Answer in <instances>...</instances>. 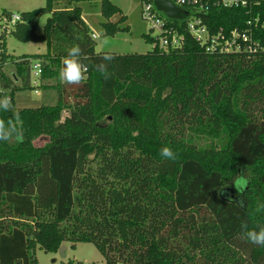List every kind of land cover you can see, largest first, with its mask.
I'll return each mask as SVG.
<instances>
[{
    "label": "trees",
    "instance_id": "1",
    "mask_svg": "<svg viewBox=\"0 0 264 264\" xmlns=\"http://www.w3.org/2000/svg\"><path fill=\"white\" fill-rule=\"evenodd\" d=\"M58 1L20 14L10 32L19 42L44 43V54L9 55L0 35V90L12 103L0 118L18 112L24 132L22 142H0V264H38L36 247L56 254L80 243L92 244L105 264H264V247L241 228L264 226V211L255 210L264 203V53L210 55L185 35L180 48L110 53L108 63L82 9H55ZM68 1L101 3L103 37L127 30L109 0ZM257 1L252 16L264 22V0ZM202 16L213 31L249 18L222 8ZM73 45L88 56L83 85L58 79ZM102 62L107 79L96 70ZM37 88L54 91L56 103L15 108L17 92ZM41 137L48 142L35 147ZM164 147L178 158L161 157ZM239 177L248 182L242 192Z\"/></svg>",
    "mask_w": 264,
    "mask_h": 264
},
{
    "label": "rangeland",
    "instance_id": "2",
    "mask_svg": "<svg viewBox=\"0 0 264 264\" xmlns=\"http://www.w3.org/2000/svg\"><path fill=\"white\" fill-rule=\"evenodd\" d=\"M113 5L122 11V15L126 18L124 22L119 24V28H126L127 30L119 31L113 37H103V31L100 27V22L103 21L101 17V3L82 2L75 4L68 0H60L55 4V9H63L70 7H80L82 9L83 21L88 25L94 35V42L96 43L95 51L97 53H114L117 55L129 54H145L151 51V44L146 43L143 35H148L154 38L157 35L156 31L150 30V24L144 22L141 18L142 2L138 0H109ZM46 0H0V35L4 33L7 46V53L14 57H21L23 55H40L46 52L44 43L36 42H19L10 32L13 30L14 22L12 19L6 18L4 13L13 16H20L25 12H30L35 9L43 8ZM48 16H41L36 34L40 35L46 23ZM118 16L111 19L112 22L117 20ZM107 41V43H105ZM6 74L12 76L15 70L8 65L5 68ZM37 80H34L35 83ZM17 85L19 82H16ZM15 108H37L40 106H51L56 103V94L50 90H40L37 92L32 90L19 91L14 96ZM108 121L103 122V125ZM48 142V138L41 137L33 142L35 147H42ZM11 145L16 144L15 140L8 142ZM64 256L61 254H47L35 248L34 257L38 264H67L72 262L74 264H105L103 257L96 250L92 244H65Z\"/></svg>",
    "mask_w": 264,
    "mask_h": 264
},
{
    "label": "built area",
    "instance_id": "3",
    "mask_svg": "<svg viewBox=\"0 0 264 264\" xmlns=\"http://www.w3.org/2000/svg\"><path fill=\"white\" fill-rule=\"evenodd\" d=\"M183 11L181 20L169 19L157 11L153 1L142 3L141 18L150 24V30L156 31L154 37L156 46L163 51L182 47L185 35L204 48L210 55H242L255 57L264 53V22L259 17L252 16L253 10L259 5L257 0H170ZM242 9L249 17L239 27L227 29L219 27L211 30L202 15L213 9ZM19 21L18 16L12 17V22ZM14 22V23H15ZM32 76L39 77L41 66L38 61H32ZM35 86L36 83L33 81Z\"/></svg>",
    "mask_w": 264,
    "mask_h": 264
},
{
    "label": "clouds",
    "instance_id": "4",
    "mask_svg": "<svg viewBox=\"0 0 264 264\" xmlns=\"http://www.w3.org/2000/svg\"><path fill=\"white\" fill-rule=\"evenodd\" d=\"M107 43V41H105ZM88 59V56L83 52L79 45H73L68 49L67 55L62 58V67L59 69L58 79L65 85H83L88 80V66L84 63ZM115 59V56L105 52L102 56V60L110 63ZM96 70L100 72L104 78L110 77L107 63H99L96 65ZM12 110V103L10 97L6 92L0 90V112H9ZM21 117L18 112H14L12 118L7 120L0 118V142H22L24 138V132L21 126L18 125ZM161 157L175 161L178 158V154L170 147H164L160 151ZM247 180L243 177H239L235 181V189L237 191H244L247 186ZM256 212L264 211V203H258ZM241 228L243 230L242 235L253 245L264 247V226L259 227L258 230L249 229L247 223H242Z\"/></svg>",
    "mask_w": 264,
    "mask_h": 264
},
{
    "label": "water",
    "instance_id": "5",
    "mask_svg": "<svg viewBox=\"0 0 264 264\" xmlns=\"http://www.w3.org/2000/svg\"><path fill=\"white\" fill-rule=\"evenodd\" d=\"M153 4L157 11L163 13L169 19L181 20L183 11L177 8L170 0H153ZM65 246H61L58 253L64 256Z\"/></svg>",
    "mask_w": 264,
    "mask_h": 264
},
{
    "label": "crops",
    "instance_id": "6",
    "mask_svg": "<svg viewBox=\"0 0 264 264\" xmlns=\"http://www.w3.org/2000/svg\"><path fill=\"white\" fill-rule=\"evenodd\" d=\"M92 37L94 38V35Z\"/></svg>",
    "mask_w": 264,
    "mask_h": 264
}]
</instances>
